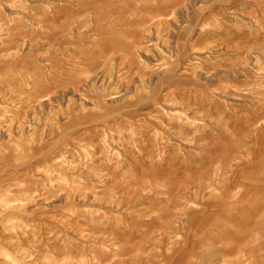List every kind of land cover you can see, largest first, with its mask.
I'll list each match as a JSON object with an SVG mask.
<instances>
[{
  "label": "rangeland",
  "instance_id": "1",
  "mask_svg": "<svg viewBox=\"0 0 264 264\" xmlns=\"http://www.w3.org/2000/svg\"><path fill=\"white\" fill-rule=\"evenodd\" d=\"M0 224L6 264H264V0H0Z\"/></svg>",
  "mask_w": 264,
  "mask_h": 264
},
{
  "label": "crops",
  "instance_id": "2",
  "mask_svg": "<svg viewBox=\"0 0 264 264\" xmlns=\"http://www.w3.org/2000/svg\"><path fill=\"white\" fill-rule=\"evenodd\" d=\"M53 195L54 196H56L57 195V193H53ZM257 197V204H258V200H259V198L260 197H258V196H256ZM245 198H246V196H244L243 194L239 197V202L241 203L240 205H241V207H239L240 209H243L244 207H245ZM238 202V201H237ZM257 208L259 209V206H257ZM2 228V229H1ZM3 230V227H2V225L0 224V254H3V257H2V255H0V264H6L5 262H6V258L8 257V256H10L9 255V253H8V250H6L5 249V251H4V253H1V251H3L4 249L2 248L3 246H4V244H6L8 247H10V245H12V243L13 242H11V243H8V240H9V242L10 241H12V239H10V238H7V240L2 236V231ZM16 245V244H15ZM17 246V245H16ZM18 246H20V245H18ZM19 248H17V250H18ZM82 253H83V250H82ZM5 254V255H4ZM85 254V253H84ZM86 255V254H85ZM12 257L11 258H22V256L20 255V254H18V255H11ZM78 256V258H76L75 260L76 261H78L79 260V255H77ZM81 256H82V254H81ZM66 257H70V256H66ZM68 259V258H67ZM78 259V260H77Z\"/></svg>",
  "mask_w": 264,
  "mask_h": 264
}]
</instances>
